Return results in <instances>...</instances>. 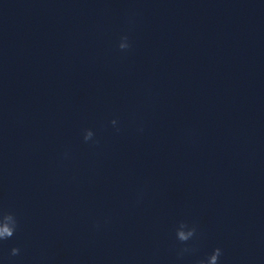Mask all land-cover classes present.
<instances>
[{
  "label": "clouds",
  "instance_id": "9594fccd",
  "mask_svg": "<svg viewBox=\"0 0 264 264\" xmlns=\"http://www.w3.org/2000/svg\"><path fill=\"white\" fill-rule=\"evenodd\" d=\"M121 50H127L131 47L129 38L127 35L121 37V41L118 45ZM117 120L113 119L111 124L117 126ZM119 131V128L116 129ZM83 140L87 143H98L94 140V132L91 129L84 130ZM67 156V153H65ZM98 226V225H97ZM20 227L19 219L17 215L12 211H6L0 209V241H6L14 237ZM175 237L182 245L178 249V258H183L186 254H192L196 251L194 244L189 243L198 239V226L195 223L189 224L186 221H180L175 229ZM21 254L19 247H13L10 251V256L16 257ZM223 256V249L220 247L214 248L206 256L199 258L195 261V264H220V259Z\"/></svg>",
  "mask_w": 264,
  "mask_h": 264
}]
</instances>
